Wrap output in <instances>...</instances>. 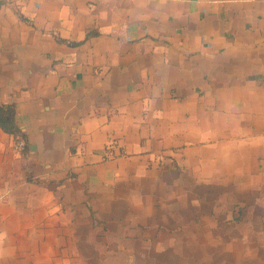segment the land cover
Listing matches in <instances>:
<instances>
[{"label": "crops", "instance_id": "1", "mask_svg": "<svg viewBox=\"0 0 264 264\" xmlns=\"http://www.w3.org/2000/svg\"><path fill=\"white\" fill-rule=\"evenodd\" d=\"M0 264H264V0H0Z\"/></svg>", "mask_w": 264, "mask_h": 264}, {"label": "trees", "instance_id": "2", "mask_svg": "<svg viewBox=\"0 0 264 264\" xmlns=\"http://www.w3.org/2000/svg\"><path fill=\"white\" fill-rule=\"evenodd\" d=\"M15 108L13 105L0 106V129L12 134L16 140L21 138V133L15 124Z\"/></svg>", "mask_w": 264, "mask_h": 264}, {"label": "built area", "instance_id": "3", "mask_svg": "<svg viewBox=\"0 0 264 264\" xmlns=\"http://www.w3.org/2000/svg\"><path fill=\"white\" fill-rule=\"evenodd\" d=\"M12 149L15 153L20 154L25 149V143L22 140H17L12 145Z\"/></svg>", "mask_w": 264, "mask_h": 264}]
</instances>
